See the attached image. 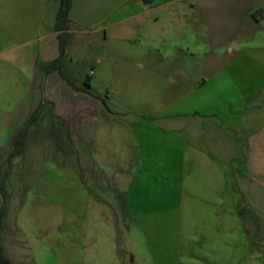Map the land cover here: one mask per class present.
<instances>
[{"label":"crops","instance_id":"obj_1","mask_svg":"<svg viewBox=\"0 0 264 264\" xmlns=\"http://www.w3.org/2000/svg\"><path fill=\"white\" fill-rule=\"evenodd\" d=\"M60 6L0 0V180L22 170L29 192L53 155L86 195L82 239L101 264H115L114 234L125 238L144 217L156 224L152 242L170 225L189 226L178 264H264V0H72L66 31L56 29ZM234 9L243 13L237 39L218 46L230 60H135L130 69L120 60L114 83L93 87L110 64L109 41H126V23L150 38L151 57L161 47L185 56L191 44L176 45L177 31L201 36ZM60 36L62 69L78 89L47 71ZM24 130V152L12 157ZM9 196L5 228L15 237L11 253L4 247L13 264H27Z\"/></svg>","mask_w":264,"mask_h":264},{"label":"rangeland","instance_id":"obj_2","mask_svg":"<svg viewBox=\"0 0 264 264\" xmlns=\"http://www.w3.org/2000/svg\"><path fill=\"white\" fill-rule=\"evenodd\" d=\"M234 11L235 9L230 12L229 10L224 11L218 29H211L201 36L191 32L187 37L179 38V31H177L174 40L176 45L179 40L183 39L191 44V49L189 52L186 51L185 56H178L161 47L157 51V57H151L150 38H144L137 32L132 26L133 23H126V27L131 28L127 33L126 41L116 39L109 41L107 60L110 64H105L93 87L98 89L110 81L114 83L113 74L120 60L127 64L126 69L133 68L131 62L135 60H230V54L224 51L218 52V46L223 48L231 40L237 39L235 25L240 22L243 13L239 11L240 16H237ZM111 19L115 21L118 18ZM215 46H217L216 50H214ZM52 131L55 133V130ZM56 133L58 134V131ZM53 159L52 155L50 161H44L42 176L37 184L28 190L29 192L22 183V170L11 168L13 169L12 175L5 189L13 196L12 213L16 214V224L27 239V248L21 249L20 252L21 259L28 260L27 264H87L88 261L90 264H101L107 262L105 258L91 255L88 257L87 242L85 238L82 239L84 233L90 228L89 222H86V209L82 207L85 204L86 195H78L74 191L71 178L62 173L61 168L56 167ZM5 165V162H0V179L7 169ZM20 201L22 202L18 205ZM3 203L4 198L0 190V211ZM174 217L177 219L179 214L176 212ZM13 226L14 224L11 223L10 227ZM168 227L170 231L167 234L159 233V238L152 242V232L156 229V224L148 217H144L137 226H133V231L127 233L125 238L119 239V235L114 234V263H183L182 246L188 242L190 228L186 226V230L180 232L176 223ZM8 232L5 228L3 239L4 246L11 253L10 236L13 238L15 236ZM192 237L196 244L201 243L199 236L193 235ZM183 238H185L184 241Z\"/></svg>","mask_w":264,"mask_h":264},{"label":"trees","instance_id":"obj_3","mask_svg":"<svg viewBox=\"0 0 264 264\" xmlns=\"http://www.w3.org/2000/svg\"><path fill=\"white\" fill-rule=\"evenodd\" d=\"M60 2V10L57 16V22H56V29L58 31H66L68 24L70 22V12L72 9V0H58ZM66 36H60V50H61V56L60 59L56 62L50 64L47 67V71H58L61 76L75 89H78L74 83V81L63 71L62 65L64 62V55L67 47V42L64 39ZM85 85L87 87H90L89 79L86 80ZM100 99L104 102V98L100 97ZM35 117H32V122ZM25 137H26V130L20 132L18 135L15 143H14V151L12 153V157H17L23 154L24 148H25ZM68 140L71 142L69 135ZM11 162V160H10ZM7 175L1 180L0 182V190L2 192L4 203L1 207L0 211V264H13L11 259L8 257L4 243H3V232L6 225V220L9 212L10 202L11 198L9 194L7 193L5 189V182H6Z\"/></svg>","mask_w":264,"mask_h":264},{"label":"water","instance_id":"obj_4","mask_svg":"<svg viewBox=\"0 0 264 264\" xmlns=\"http://www.w3.org/2000/svg\"><path fill=\"white\" fill-rule=\"evenodd\" d=\"M143 3L149 4L152 3L154 0H141Z\"/></svg>","mask_w":264,"mask_h":264}]
</instances>
